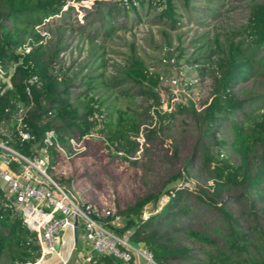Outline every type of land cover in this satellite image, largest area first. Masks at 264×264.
<instances>
[{
    "label": "trees",
    "instance_id": "obj_1",
    "mask_svg": "<svg viewBox=\"0 0 264 264\" xmlns=\"http://www.w3.org/2000/svg\"><path fill=\"white\" fill-rule=\"evenodd\" d=\"M66 1L0 0V65L5 73L12 66L10 85L0 79V120L7 122V142L30 154L42 144L44 130L51 128L57 144L71 151L69 138L74 132L81 136L95 131L120 157L134 162L131 156L139 147L136 136L140 124L152 120L149 110L159 102L158 83L169 67L137 52L133 41H128L117 57L105 56L98 46L113 43L120 33L134 34L141 23L157 26L164 35L191 23L211 26L228 10L229 1L163 0L164 6L159 7L162 0H91L87 8L93 10L88 12L90 18L77 24L93 55V64L87 62L85 71L81 70L85 63L78 69H55L53 58L61 46L48 50L43 42L45 34L36 26L59 12L64 16L74 6ZM247 6L241 29L224 32L227 48L217 61L207 103L200 109L181 103L173 110L156 113L167 128L172 127L176 113L193 118L198 130L195 147L200 167L210 178L208 185H198L193 190L198 202L220 213V225L213 226L214 233L207 227L188 225L183 228L185 236L199 245L174 243L171 230L175 229V220L193 209L188 202L191 189L183 186L167 190L164 204L143 218L139 216L142 206L155 200L157 193L146 192L119 210V221L124 217V222L115 229L127 231L132 240H141L159 264H178L174 260L188 259L201 264H264V227L250 208L264 200V0H250ZM180 34L176 32L177 39ZM207 37L205 28L192 36L194 51L205 45ZM24 44L30 45L26 51H22ZM202 51L198 57L205 56ZM181 53L182 50L177 59ZM198 57L188 61H198ZM32 74L36 79L29 84L27 93L26 79ZM78 74L80 79L76 81ZM247 81L262 84L260 93L240 95L247 91ZM137 97L144 103L134 105ZM25 105L28 108L23 120L30 137L21 140L11 117L18 106ZM47 150L53 162L57 152L54 141L47 144ZM192 155L184 161L187 173ZM234 187L242 188L240 194L248 201V209L243 212L251 220L245 224L227 208L222 197V192ZM36 238L35 230L25 225L20 213L3 203L0 189V264L34 262L39 255ZM193 248L200 256L192 255ZM82 264L124 263L110 254L94 252L90 261Z\"/></svg>",
    "mask_w": 264,
    "mask_h": 264
},
{
    "label": "rangeland",
    "instance_id": "obj_2",
    "mask_svg": "<svg viewBox=\"0 0 264 264\" xmlns=\"http://www.w3.org/2000/svg\"><path fill=\"white\" fill-rule=\"evenodd\" d=\"M228 10L224 11L217 23L209 25H196L191 23L182 26L180 38L177 39L176 32L166 35L160 33L157 26H147L139 24L134 34L131 32L120 33L115 36L114 42L108 41L107 45L102 43L98 49H103L105 56L110 55L117 57L120 51L126 48L128 41H133L137 52L145 57H153L160 62L168 65V70L162 73V78L158 83L159 97H163L168 91L167 80L172 75L179 77L180 81H187L185 96L192 97L196 104L204 102L210 95L212 78L217 70V61L227 48V40L224 32L241 29V24L245 22L247 15V4L250 0H228ZM67 3L73 4V8L65 13H57L51 16L47 23H39L36 26L44 33V45L48 50L55 46H61L53 58L55 69L61 67H71L78 69L82 63V71L88 69L87 62L92 63L93 55H90L88 49L89 41L85 40L77 24L82 23L90 18L91 0H82L77 3L74 0H67ZM81 4V6L79 5ZM163 7V0L158 4ZM65 5L62 6L64 8ZM89 16V17H88ZM47 19V18H46ZM207 29L208 37L205 45L194 51L195 42L190 39L197 32ZM57 36H60L57 38ZM57 39L59 42L55 45ZM167 40L169 42H167ZM191 41V42H190ZM180 45V48H176ZM182 50V57L176 58L179 51ZM205 56H199L203 54ZM200 54V55H201ZM198 57V61H188ZM148 60V59H147ZM90 64V65H91ZM12 66H8V71ZM98 71V70H97ZM10 72V71H9ZM95 73V72H93ZM107 73L104 72V75ZM79 76L76 81H79ZM8 75L1 77L5 85H9ZM247 91L240 95L255 96L261 91L259 82L254 84L247 81L245 83ZM259 86V89L257 88ZM77 90L79 88H72ZM122 105L125 104L123 99H119ZM144 103L140 97L135 99L134 105ZM150 111V110H149ZM151 113V112H150ZM151 121L140 124L141 134L138 135L139 147L131 157L134 162L123 159L117 152H114L105 144L102 136L95 131L78 136L73 134L71 151H65L62 147L55 146L56 154L53 162H50L48 152L47 173L57 182L61 183L69 190L73 191L79 198L90 199L97 207L106 203H111L119 210L124 209L131 204L133 200L146 193H157V198L146 202L139 213H152L159 209L167 199L166 191L172 187L183 186L190 190L188 202L193 209L185 216H179L175 220V229L171 230L174 237V243H187L190 246L199 245L197 241L185 236L183 228L188 225L207 229L214 233L213 226L220 225V213L210 206H206L197 201L196 191L193 190L198 185H208L210 178L207 173L200 167L198 151L195 147L197 141V126L193 118L186 113H176L173 119V125L166 127L165 121L159 117H151ZM60 146V145H59ZM176 146V148H174ZM142 147H146L144 152ZM40 145L34 150H38ZM33 150V151H34ZM175 150V151H174ZM191 154V164L188 167V173L184 168L186 157ZM233 156V154L231 153ZM234 157V156H233ZM242 188L234 187L228 191L222 192V197L226 199L227 208L238 215L241 223L250 221V216H246L243 210L248 209V201L244 200ZM257 213L256 219L264 227V200L255 202L250 207ZM78 222L77 231H82ZM124 222V217L117 224ZM80 233L77 235V246L81 245ZM222 243V242H220ZM193 256H200L197 249L191 250ZM69 260L73 264L75 257ZM141 264L143 258H139ZM178 264H201L191 260H174ZM145 264H151L146 262Z\"/></svg>",
    "mask_w": 264,
    "mask_h": 264
},
{
    "label": "built area",
    "instance_id": "obj_3",
    "mask_svg": "<svg viewBox=\"0 0 264 264\" xmlns=\"http://www.w3.org/2000/svg\"><path fill=\"white\" fill-rule=\"evenodd\" d=\"M30 48L24 44L22 51ZM12 69V67H11ZM9 71L0 65V79L3 75L9 76ZM36 79L34 74L30 75L25 84V91L29 93V84ZM10 85L9 79L7 80ZM168 91L159 102L151 105L150 112L154 119L157 111H169L181 103L193 104L197 109L204 106L209 97L202 103L196 104L192 97L185 96L187 81H180L179 77L172 75L167 80ZM210 96V95H209ZM28 105L18 106L12 114L15 129L21 140L30 137V131L24 123V115ZM141 134V127L139 130ZM10 135L7 131L6 120H0V189L2 200L17 210L25 225L35 230L36 240L39 246V255L34 262L37 264L50 255H56L60 264H67L72 253L75 251L76 260L80 264L89 262L93 253H107L124 264H141L139 258L151 264H159L153 258L151 251L141 240L130 239L127 231L116 230L117 222L121 214L118 208L111 203L97 207L90 199L79 198L73 191L61 183L55 181L47 173L48 150L47 144L58 146L54 139L53 129L44 130L42 144L38 150L30 154L17 150L7 142ZM73 137H70L71 141ZM138 139V136H136ZM72 142V141H71ZM34 176L43 178L38 181ZM147 214L141 213L140 217ZM76 219V235L73 232V222ZM80 222L82 231H77ZM66 228L72 231L73 239L70 253L63 256L60 245L63 242V232ZM80 233L81 245L77 247L76 238Z\"/></svg>",
    "mask_w": 264,
    "mask_h": 264
},
{
    "label": "crops",
    "instance_id": "obj_4",
    "mask_svg": "<svg viewBox=\"0 0 264 264\" xmlns=\"http://www.w3.org/2000/svg\"><path fill=\"white\" fill-rule=\"evenodd\" d=\"M72 231L69 228H66L63 232V242L60 245L63 256H67L70 253V246L73 239ZM37 264H60V259L56 255H50L47 259L37 263ZM67 264H72L71 261H68ZM73 264H80L78 260L74 259Z\"/></svg>",
    "mask_w": 264,
    "mask_h": 264
},
{
    "label": "water",
    "instance_id": "obj_5",
    "mask_svg": "<svg viewBox=\"0 0 264 264\" xmlns=\"http://www.w3.org/2000/svg\"><path fill=\"white\" fill-rule=\"evenodd\" d=\"M35 179H37L38 181H43V178L41 177H37V176H34ZM73 232H74V235H76V219L74 220L73 222Z\"/></svg>",
    "mask_w": 264,
    "mask_h": 264
}]
</instances>
